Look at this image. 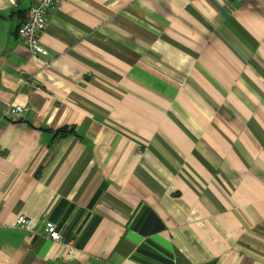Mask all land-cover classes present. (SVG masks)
<instances>
[{"label": "crops", "instance_id": "crops-1", "mask_svg": "<svg viewBox=\"0 0 264 264\" xmlns=\"http://www.w3.org/2000/svg\"><path fill=\"white\" fill-rule=\"evenodd\" d=\"M35 1L0 0V264H264V0H62L32 55Z\"/></svg>", "mask_w": 264, "mask_h": 264}, {"label": "built area", "instance_id": "built-area-1", "mask_svg": "<svg viewBox=\"0 0 264 264\" xmlns=\"http://www.w3.org/2000/svg\"><path fill=\"white\" fill-rule=\"evenodd\" d=\"M61 5L62 0H36L28 8L25 19L17 28V34L32 55H37L44 49L41 43V34L46 27L47 14L59 10ZM26 110V107L20 104H7L4 115L19 118ZM15 224L32 231V219L24 214H19L16 217ZM41 232L53 241H58L61 238L60 230L56 225L44 218Z\"/></svg>", "mask_w": 264, "mask_h": 264}, {"label": "trees", "instance_id": "trees-1", "mask_svg": "<svg viewBox=\"0 0 264 264\" xmlns=\"http://www.w3.org/2000/svg\"><path fill=\"white\" fill-rule=\"evenodd\" d=\"M66 130H67V128H63V129H61L60 131H61L62 133H65Z\"/></svg>", "mask_w": 264, "mask_h": 264}]
</instances>
